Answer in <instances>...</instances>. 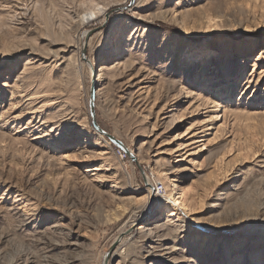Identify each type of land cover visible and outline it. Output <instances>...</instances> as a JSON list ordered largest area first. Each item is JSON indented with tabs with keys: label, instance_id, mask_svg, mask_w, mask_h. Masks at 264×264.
I'll use <instances>...</instances> for the list:
<instances>
[{
	"label": "rangeland",
	"instance_id": "374dc122",
	"mask_svg": "<svg viewBox=\"0 0 264 264\" xmlns=\"http://www.w3.org/2000/svg\"><path fill=\"white\" fill-rule=\"evenodd\" d=\"M169 178L159 264H264V0H0V264H153Z\"/></svg>",
	"mask_w": 264,
	"mask_h": 264
},
{
	"label": "bare ground",
	"instance_id": "6f19581e",
	"mask_svg": "<svg viewBox=\"0 0 264 264\" xmlns=\"http://www.w3.org/2000/svg\"><path fill=\"white\" fill-rule=\"evenodd\" d=\"M104 10H105V5L98 6V7L94 6L92 8H89V12L85 14L82 22L83 23L86 22L87 24L90 23L93 19L97 18V16L99 15L100 12H103ZM124 36H125V34L121 33L120 37H118L119 38L118 45H116L114 47L115 50H113L115 53H116V51H118V53H116V58H115L116 63H114V65L116 67L120 66V64L124 65L125 63L131 62V60H132L131 59L132 55H125V52H123L124 45H122V42L124 41ZM126 48L128 49L127 45H126ZM101 57H105V55H103ZM256 60H258V59H256ZM100 77L101 76L99 74L96 81H98L100 79ZM205 86L206 85H203V87H205ZM15 90L17 91V88ZM148 94H149V91L146 95H148ZM15 104H16L15 102L11 103V105H13L12 109H14L16 107ZM160 114L163 115L164 113H162V111H159L157 113L156 117L157 118L160 117L161 116ZM21 115L19 116V118H21ZM1 116H3V114ZM174 120H175V123H177V125H179L181 122L184 121L183 115L175 116ZM81 133H83L82 129H80V134ZM93 133L97 139H100V140L104 139V137L101 134H99L98 132H93ZM192 136H194V134ZM84 142L85 143L83 144V147L80 150H78V153H76L74 155V158H76L78 161H80L81 163H85L86 161L89 162L93 159V157H97V156L98 157L101 156V157H104L105 159H108V156H105L107 153H110L108 150H102L101 152H98V154H95L96 153L95 151H92L88 148V144L91 143V142H89L88 138L84 139ZM107 142H109V141H107ZM55 144L54 145L48 144L50 151H55L57 149L58 145H55ZM202 146H203V148L199 149L198 152L204 151V149H206L205 144H203ZM185 148H186V145L184 146L183 144H178V147L175 151L180 152L181 150H183ZM195 153L196 152H187V154H185V155H183V154L179 155L180 157L177 158L176 161L187 160L185 158L186 155H192ZM164 158L165 157H160L156 160V162L159 160H162ZM121 159H123V158H121ZM184 168L185 167L181 164L179 166H176L174 168V170L167 171L166 173L163 172V173L167 175L170 173H174V171H180L181 169H184ZM92 171L93 172L91 175H93V177H97L96 179H98V181L103 182V181L109 180V179H116L115 175H111V174H108L106 172L103 173L101 165L93 167ZM169 180L172 182L171 184L174 186V189H171V190L168 189L169 190L168 191L169 196L168 197L164 196V198H162V200L159 202L160 203L159 207L156 208V210L154 212L149 214V216H146V218L143 219L141 222L143 224H141L138 227L139 228L138 238H140L141 240H145V239L147 240L148 239V240L152 241V243L148 247L144 248V251L146 252L145 256L149 257L150 261L153 264H159V261L157 262V260L154 259L155 257L160 256V254H158L159 250H163V256L161 255L160 257L168 258L170 255H176L177 251L179 249L175 243L169 244L170 242H167V240H169V232H165V231L168 230V224L169 223L168 224L167 223H162V224L160 223V224H154L153 225V222L157 221V219H160V217H162L163 215L167 214L170 216H177V214H178L177 209L178 208L176 206H178L179 204L184 206L183 195H182L183 193L179 192L177 189L178 186L173 183V181L175 179L169 178ZM146 190L148 191V193L146 195H144V200H147V198L151 197V187L150 186L147 187ZM109 217H111V215ZM177 220H179V219H177ZM122 240H123V238L119 239L120 242H122ZM250 245L251 246L246 248V250L255 251V250H258L260 248H264L263 247L264 240L263 241H259V240L253 241ZM226 250H227V246H226ZM115 251H116V249H115ZM19 260L11 261L9 264H27L28 263V262L18 263ZM63 261L65 264L69 263V261H67V260H62L61 262H58V263L61 264ZM44 264H55V263H52L50 260H46ZM105 264H107V263H105ZM117 264H119V263H117ZM122 264H128V262L122 261ZM187 264H189V263H187Z\"/></svg>",
	"mask_w": 264,
	"mask_h": 264
},
{
	"label": "water",
	"instance_id": "95a60500",
	"mask_svg": "<svg viewBox=\"0 0 264 264\" xmlns=\"http://www.w3.org/2000/svg\"><path fill=\"white\" fill-rule=\"evenodd\" d=\"M92 111L94 112V107H93V105H92ZM102 131V130H101ZM103 132V131H102ZM110 137H112L111 135H110ZM112 138H114V137H112ZM115 139V138H114ZM116 141L120 144V145H123V143L121 142V141H119V140H117L116 139Z\"/></svg>",
	"mask_w": 264,
	"mask_h": 264
}]
</instances>
